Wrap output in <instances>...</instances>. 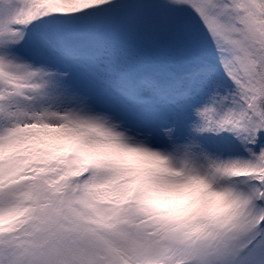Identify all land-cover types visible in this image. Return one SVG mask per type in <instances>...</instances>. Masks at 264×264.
Segmentation results:
<instances>
[{"label": "snow or ice", "instance_id": "1", "mask_svg": "<svg viewBox=\"0 0 264 264\" xmlns=\"http://www.w3.org/2000/svg\"><path fill=\"white\" fill-rule=\"evenodd\" d=\"M0 264H264V0H0Z\"/></svg>", "mask_w": 264, "mask_h": 264}]
</instances>
